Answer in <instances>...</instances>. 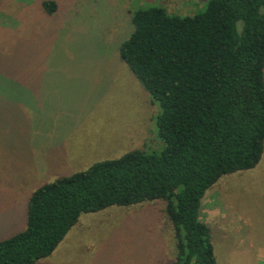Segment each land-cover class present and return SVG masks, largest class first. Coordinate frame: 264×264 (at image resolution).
<instances>
[{
  "label": "rangeland",
  "instance_id": "374dc122",
  "mask_svg": "<svg viewBox=\"0 0 264 264\" xmlns=\"http://www.w3.org/2000/svg\"><path fill=\"white\" fill-rule=\"evenodd\" d=\"M53 1L46 13L41 0H0V239L24 228L39 184L130 150H160L158 103L118 47L136 9L190 15L205 2ZM200 219L218 264H264V140L254 167L205 190ZM175 254L164 201L145 200L81 213L34 264H170Z\"/></svg>",
  "mask_w": 264,
  "mask_h": 264
},
{
  "label": "trees",
  "instance_id": "16d2710c",
  "mask_svg": "<svg viewBox=\"0 0 264 264\" xmlns=\"http://www.w3.org/2000/svg\"><path fill=\"white\" fill-rule=\"evenodd\" d=\"M46 13L53 0H41ZM119 57L156 101L157 152L130 150L36 186L24 228L0 239V264L48 256L84 212L164 201L170 264H218L200 219L205 190L258 162L264 140V0H205L190 15L136 9Z\"/></svg>",
  "mask_w": 264,
  "mask_h": 264
},
{
  "label": "crops",
  "instance_id": "0c3cea01",
  "mask_svg": "<svg viewBox=\"0 0 264 264\" xmlns=\"http://www.w3.org/2000/svg\"><path fill=\"white\" fill-rule=\"evenodd\" d=\"M124 63H125V62H124ZM90 151H91V150H90ZM63 152H64V151H63ZM64 153H65V152H64ZM81 153H82V152H81ZM86 154L88 155V154H90V153H86ZM86 154H85V155H86ZM65 155H66V157H67V159H68L69 161H71L72 159H75L74 156H76V154L73 155V154H71V153H69V154L66 153ZM64 157H65V156H64ZM83 158H84V157H83ZM83 158H82V159H83ZM86 167H87V166H86ZM84 168H85V167H84ZM81 169H82V168H81ZM78 170H79V169H78ZM74 171H76V170H74ZM72 172H73V171H72ZM70 173H71V172H70Z\"/></svg>",
  "mask_w": 264,
  "mask_h": 264
}]
</instances>
